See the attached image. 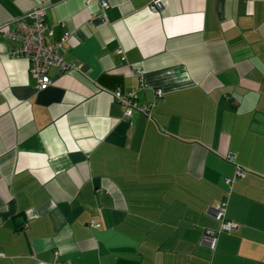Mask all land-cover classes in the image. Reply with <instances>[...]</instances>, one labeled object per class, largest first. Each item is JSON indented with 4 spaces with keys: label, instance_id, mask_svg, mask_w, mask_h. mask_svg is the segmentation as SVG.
Here are the masks:
<instances>
[{
    "label": "crops",
    "instance_id": "crops-1",
    "mask_svg": "<svg viewBox=\"0 0 264 264\" xmlns=\"http://www.w3.org/2000/svg\"><path fill=\"white\" fill-rule=\"evenodd\" d=\"M106 1L0 0V264H264V0ZM37 6L43 90L5 36Z\"/></svg>",
    "mask_w": 264,
    "mask_h": 264
},
{
    "label": "built area",
    "instance_id": "built-area-1",
    "mask_svg": "<svg viewBox=\"0 0 264 264\" xmlns=\"http://www.w3.org/2000/svg\"><path fill=\"white\" fill-rule=\"evenodd\" d=\"M108 2L101 0L100 8L103 11L107 8ZM161 7L160 0H154L151 5L153 11ZM30 22H25L22 18L15 19L13 29H8L5 36L10 39L17 40L19 46L12 50L14 56H24L29 61V72L35 77V86L39 90L47 88L52 82L48 75V70L51 67H56L59 71H68L70 66L64 60L61 54L63 44L68 39V34L62 36L58 41L49 43L46 41L45 34L50 33V28L45 23L44 8L37 6L28 13ZM162 96V91L156 89L152 102H138L135 91L121 93L118 90L114 93V98L123 106V117L127 119L133 111H137L144 116L149 117L154 104ZM231 159V155L227 156ZM237 175H243V171L238 169ZM226 182L231 181L226 178ZM214 218L219 222L217 229H205L202 234L201 242L210 248H214L217 236L220 232H231L237 229V224L225 217V205L217 203L214 205ZM69 264V263H64Z\"/></svg>",
    "mask_w": 264,
    "mask_h": 264
}]
</instances>
